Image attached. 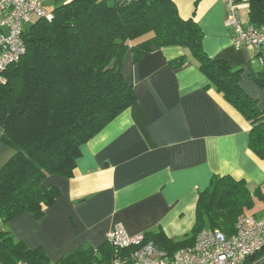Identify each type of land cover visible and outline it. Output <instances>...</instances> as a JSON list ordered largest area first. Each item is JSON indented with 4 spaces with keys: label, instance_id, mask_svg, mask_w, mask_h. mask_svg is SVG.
I'll use <instances>...</instances> for the list:
<instances>
[{
    "label": "trees",
    "instance_id": "16d2710c",
    "mask_svg": "<svg viewBox=\"0 0 264 264\" xmlns=\"http://www.w3.org/2000/svg\"><path fill=\"white\" fill-rule=\"evenodd\" d=\"M51 18L36 17L24 26L25 51L0 72V139L11 150L0 165V263L101 264L117 253L106 241L96 248L84 242L52 261L43 247H29L5 225L23 212L40 217L59 190L47 176L69 177L83 143L135 99L121 72L125 53L140 59L153 46L186 48L199 70L250 125L248 146L264 161V110L242 89L241 68L210 57L203 33L192 18H182L173 0H49ZM250 21H264V0H248ZM258 24V25H259ZM189 62L186 54L172 68ZM264 87V71L254 75ZM264 185V183H263ZM244 180L213 175L199 192L195 220L181 238L162 230L145 239L171 255L189 246L204 228L226 234L235 220L261 198Z\"/></svg>",
    "mask_w": 264,
    "mask_h": 264
},
{
    "label": "crops",
    "instance_id": "0c3cea01",
    "mask_svg": "<svg viewBox=\"0 0 264 264\" xmlns=\"http://www.w3.org/2000/svg\"><path fill=\"white\" fill-rule=\"evenodd\" d=\"M182 18L192 17L203 33L204 51L241 68L239 83L264 110V87L257 51L233 44L222 0H173ZM237 1L239 19L250 21L248 0ZM186 54L189 62L172 68L169 60ZM121 72L135 99L83 143L69 177L49 175L44 184L59 194L35 218L23 212L5 227L29 247L41 246L52 261L87 242L93 247L120 222L128 233L162 230L181 238L195 220L199 192L213 175L261 186L264 161L248 146L249 122L199 70L186 48L152 47L140 59L129 49ZM0 139V165L10 155Z\"/></svg>",
    "mask_w": 264,
    "mask_h": 264
},
{
    "label": "built area",
    "instance_id": "2783aa9c",
    "mask_svg": "<svg viewBox=\"0 0 264 264\" xmlns=\"http://www.w3.org/2000/svg\"><path fill=\"white\" fill-rule=\"evenodd\" d=\"M222 2L224 22L231 29L233 44L253 47L264 71V21L257 26H244L239 19L237 1ZM36 17L51 18L43 0H0V72L24 53L22 31ZM0 80L4 81L1 76ZM234 226L231 234L219 228H204L191 245L169 256L146 240L144 232L128 233L117 222L106 232L105 241L121 252L101 264H264V206L259 215L240 214Z\"/></svg>",
    "mask_w": 264,
    "mask_h": 264
},
{
    "label": "rangeland",
    "instance_id": "374dc122",
    "mask_svg": "<svg viewBox=\"0 0 264 264\" xmlns=\"http://www.w3.org/2000/svg\"><path fill=\"white\" fill-rule=\"evenodd\" d=\"M245 1L246 0H238L239 3L245 2ZM43 5H44V8L46 9V11H48V12H51L53 9V6H54L53 3L50 2L49 0H43ZM262 203H263V201L261 199H259L258 197H254L253 207H251L250 209L247 208L246 214H250V213L258 210L262 206Z\"/></svg>",
    "mask_w": 264,
    "mask_h": 264
}]
</instances>
